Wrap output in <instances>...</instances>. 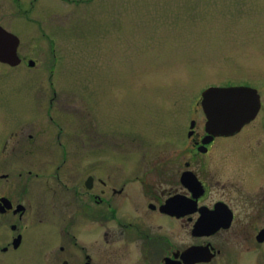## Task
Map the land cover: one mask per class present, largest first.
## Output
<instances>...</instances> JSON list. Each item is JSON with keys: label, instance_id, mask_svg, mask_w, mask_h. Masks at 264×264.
<instances>
[{"label": "rangeland", "instance_id": "rangeland-1", "mask_svg": "<svg viewBox=\"0 0 264 264\" xmlns=\"http://www.w3.org/2000/svg\"><path fill=\"white\" fill-rule=\"evenodd\" d=\"M0 27L24 59L0 62V185L30 224L60 209V143L67 166L122 176L184 144L207 88L264 93V0H0Z\"/></svg>", "mask_w": 264, "mask_h": 264}, {"label": "flooded vegetation", "instance_id": "flooded-vegetation-1", "mask_svg": "<svg viewBox=\"0 0 264 264\" xmlns=\"http://www.w3.org/2000/svg\"><path fill=\"white\" fill-rule=\"evenodd\" d=\"M238 86L256 90L253 119L213 133L200 94L188 108L184 144L140 170L117 162L122 176L67 166L69 148L60 143V209L46 221L30 224L29 204L1 184L0 218L14 223L0 225V264H264V93L216 87Z\"/></svg>", "mask_w": 264, "mask_h": 264}, {"label": "water", "instance_id": "water-1", "mask_svg": "<svg viewBox=\"0 0 264 264\" xmlns=\"http://www.w3.org/2000/svg\"><path fill=\"white\" fill-rule=\"evenodd\" d=\"M19 40L0 27V62L19 63L16 48ZM33 65V63H30ZM206 128L213 133H230L253 119L259 99L254 89L246 87L209 88L201 94Z\"/></svg>", "mask_w": 264, "mask_h": 264}]
</instances>
